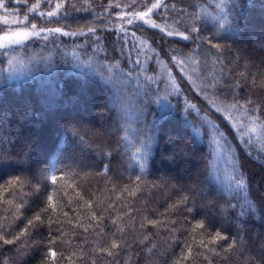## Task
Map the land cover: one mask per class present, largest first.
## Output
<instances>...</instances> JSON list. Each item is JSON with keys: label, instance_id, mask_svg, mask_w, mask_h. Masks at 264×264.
I'll return each mask as SVG.
<instances>
[{"label": "trees", "instance_id": "16d2710c", "mask_svg": "<svg viewBox=\"0 0 264 264\" xmlns=\"http://www.w3.org/2000/svg\"><path fill=\"white\" fill-rule=\"evenodd\" d=\"M0 5V264H264V0Z\"/></svg>", "mask_w": 264, "mask_h": 264}, {"label": "snow or ice", "instance_id": "6c2138e0", "mask_svg": "<svg viewBox=\"0 0 264 264\" xmlns=\"http://www.w3.org/2000/svg\"><path fill=\"white\" fill-rule=\"evenodd\" d=\"M0 6H2V5H0ZM159 6H160V5H158V4H156V3H153V4H151V7L148 8L147 12L137 13L136 15H137L141 20H143L145 16H147L149 13H152L153 10H154V9H157ZM47 15H48L49 17H51V16L54 15V13L49 12V13H47ZM128 22H129V23H132L131 20H129ZM151 26H152L153 28H158V27H159V25L156 24V23H154V22L151 23ZM36 28H37V25L33 24V25H31V30H30V31H24V32H22V33H18V35L21 36V39L26 40V39H28V37H31V36H39V35L41 34V32L45 31L44 29H41V32H37V31H36ZM47 31H48V32H51V33H62V29L59 28V27H56V28H50V29H47ZM90 31H91V29H90ZM192 31H195V29L193 28ZM64 34H66V33H64ZM168 35L171 36V35H173V33H172V32H169ZM180 35H181L182 38L185 39V40L189 39V36H185V35H183V34H180ZM19 42H20V41H12V43H19ZM170 59L172 60L173 65H176V64L181 63L180 60H179L177 57H175V56L171 57ZM137 63H139V62L137 61ZM181 66H182V65H181ZM173 87H175V84L173 85ZM235 107H236L235 105L231 106V108L226 106V107H224L223 112H224V113H227L229 116H231V114H232L231 109H232V108H235ZM217 110L219 111V109H217ZM27 115H28V114L25 113V116H27ZM226 118H227V117H226ZM234 127L237 128V129H239V131H240V135H241V136L244 134V132H243V127H242L241 125L236 124V125H234ZM237 139H240V136H237ZM55 179H56V178L53 177V180H55ZM49 199H51V198H49ZM36 219H37V220L40 219L39 215L36 217ZM29 223L31 224L32 221H30ZM197 227H202V225L198 224ZM216 239H227V237H224V236L221 235V233L217 232V233L215 234V237L213 238V241H211V242H214ZM4 242H5V243H11V241H8V240H5ZM112 247H116V244L113 243ZM53 255H54V253H53Z\"/></svg>", "mask_w": 264, "mask_h": 264}, {"label": "rangeland", "instance_id": "374dc122", "mask_svg": "<svg viewBox=\"0 0 264 264\" xmlns=\"http://www.w3.org/2000/svg\"><path fill=\"white\" fill-rule=\"evenodd\" d=\"M18 18L7 16L3 12L0 11V23L3 24H9L8 26L15 28H8L4 32H0V46L10 45V44H18V43H12V41H20L19 43L23 42L24 39H21V36L18 35V33H22L24 31H30L31 27L25 28L20 27L18 23ZM37 32H40L36 29ZM29 38V37H28Z\"/></svg>", "mask_w": 264, "mask_h": 264}]
</instances>
